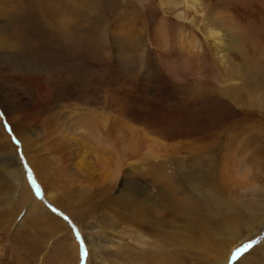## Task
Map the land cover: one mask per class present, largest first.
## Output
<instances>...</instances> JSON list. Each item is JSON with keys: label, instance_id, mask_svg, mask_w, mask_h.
Returning a JSON list of instances; mask_svg holds the SVG:
<instances>
[{"label": "rangeland", "instance_id": "obj_1", "mask_svg": "<svg viewBox=\"0 0 264 264\" xmlns=\"http://www.w3.org/2000/svg\"><path fill=\"white\" fill-rule=\"evenodd\" d=\"M203 1H211L213 11H222L226 22H231L229 18L232 17L237 26H242L241 46L231 43L229 33L222 36V39H206L194 25H184L185 23L173 17L164 19L160 11L161 0H109L95 2L97 4L88 3V0H70L61 6L64 8L59 11L56 26L37 21V24L27 27L28 29H19V26L9 20L5 12L10 11V6L0 0V33L7 43L5 49L0 48V148L5 142L4 134L15 147L9 154L0 149V218L5 215L8 220L9 215H13L9 220L10 234L15 229L22 236L29 232L28 235L33 236L34 242L41 240L43 243V248L32 255L27 249L30 243L24 244L19 239L17 244L0 230V264H89L87 237L90 240L92 238L95 245L100 247L99 255L94 254L92 257L97 259V264H101V260L103 264H143L145 255L156 250L161 251L158 252L159 256L161 253L166 254L161 256L169 260V264H199L201 261L205 247L196 244L197 240H177V250L172 245L164 247L162 243H157L155 235L159 234L150 233L153 227L150 229L147 224L145 226L149 230H141L136 225L113 224L110 208L89 214L76 196L75 199L70 198L73 201L69 202L61 194L63 182L64 186L68 183L70 191L75 192V189L81 187L72 185L58 164L53 168L56 174L61 175L60 188L52 191L53 198L66 210L56 208L57 205L49 201L36 178L30 158H38L37 164L40 162V165L46 159L49 152L47 154L42 146L40 148L38 144H34L38 139L43 144L47 134L46 122L50 115L66 111V108L74 111L73 118L78 126L81 124V131L87 132L88 136L98 138L109 131L118 135L122 133V126L139 129L146 135L147 145L143 143L142 149L146 156L142 159L146 161L138 158L128 160L115 180L110 195L116 196L124 188L125 180L144 182L145 178L149 179L152 183L146 184L155 185L153 196L157 195L155 197L159 201V208L156 205L149 215L163 221L167 218V225L174 221L176 230L184 227L185 216L176 212L167 198H185L215 208L214 201L211 203L205 199L207 202L202 203L196 189L188 188L189 183L183 182V175L197 172L198 167L201 169L198 162L204 164L201 179L207 178L206 180L213 182L216 180L221 192L224 186V196H230L227 198L229 203L234 200L245 206L262 204L264 88L253 93L243 88L246 98L244 103L239 104L230 101L223 92L242 84V78L239 77L243 67L241 65L258 71L264 70V0ZM64 30H69L68 34ZM192 30L200 32L199 39L206 50L204 55L189 44L187 34ZM16 32L21 35L20 42L13 40L15 38L12 34ZM213 41L218 44L223 42L222 46L227 45L228 49L224 47L223 53L216 55ZM239 47H242V53L239 52ZM223 54L225 58L222 60ZM88 113L94 120L90 117L85 120V124L83 120ZM78 118L81 120L77 122ZM96 119L100 120L99 131L92 129L95 128L93 124ZM232 132L238 137V143H235L237 146H227L231 143L229 138L232 137ZM254 136L258 138V143ZM22 137L24 143L20 140ZM175 148L181 151L177 153ZM160 149L168 152L169 156ZM204 149L209 157L201 158L198 152ZM176 157L179 158L178 161L174 160ZM226 159L231 168L236 165L237 169L231 173L226 169L225 172L222 167ZM7 160L17 161L33 197L42 205L41 210H31L30 204L25 206L28 199L23 201L21 198V190L11 175ZM164 160L169 162L165 165V170L161 162ZM129 163H134L133 167L136 165V173L127 170ZM156 165L160 168L155 167ZM46 170L47 167L43 166L40 171L46 176L45 182L48 178ZM161 170L181 181L184 188L181 189L182 184L179 182L176 184L180 188H174L175 192L164 190L160 183L155 182V174ZM160 186L163 191L159 190ZM206 191L204 194H209ZM28 196L30 200L31 196ZM209 197L211 200V196ZM240 207L243 208L241 205ZM245 213L242 210L238 216L248 219L250 215ZM101 218L110 220L104 225L105 228L101 225ZM258 228L256 238L233 250L236 251L229 264L237 263L243 256L254 251L255 247L257 249L259 245H264V224ZM106 230L110 238L106 236ZM139 230H144L141 233L146 237H138L136 233ZM169 230L166 227L164 232ZM194 230L198 240L205 236L198 229ZM70 237H73L75 244L71 245ZM70 245L77 247L72 248ZM162 246L167 250L163 252ZM115 248L121 254L117 260L113 253Z\"/></svg>", "mask_w": 264, "mask_h": 264}, {"label": "bare ground", "instance_id": "obj_2", "mask_svg": "<svg viewBox=\"0 0 264 264\" xmlns=\"http://www.w3.org/2000/svg\"><path fill=\"white\" fill-rule=\"evenodd\" d=\"M69 1L70 0H3V2H4L3 4H7L8 6H10L9 7L10 11L5 12V14L9 18V20L12 21V23L14 22L13 24H16V26H19V29H21L22 27L24 29H28V28H31L33 25L37 24L36 23L37 21H41V22H43V24L48 25V26H56V23H58L57 17H58L59 11H61L64 8V6H63V8L61 6L64 5L65 3L69 2ZM98 1L99 2H106V1L109 2V0H88V3L91 2V3L97 4L95 2H98ZM160 4H161L160 11L162 13V16L165 17L164 19H167V18L170 19L171 17H173L174 19L180 20L182 23H185L184 25H186V24L187 25H194L195 28L197 27L202 32V35H204V37H206V39H208V38H213L214 40L222 39L221 38L222 36H225L226 34L229 33L228 37H229V40L231 41V43L235 46H239V45L241 46L242 35H243L241 33L243 31L242 26H240V25L237 26V22L234 23V21L231 19L232 17L229 18V21H231V22H226V18H225L226 16L222 15L223 14L222 11H216V10L213 11L211 9V4H212L211 1L208 3V2H205L203 0H161ZM217 7H216V9H217ZM1 8H2V6H1ZM4 8H6V7H4ZM220 10H222V9H220ZM2 13H4V11H2ZM180 28H182V27H180ZM68 31L69 30H64V32L66 34H68ZM18 32H20V31H18ZM18 32L13 33L12 36L15 38V39H13L14 41L20 42L19 40H21V39H19V36L21 37V35H19ZM197 33L195 30L188 32L187 35H188V39L190 41V43L189 42L188 43L191 46H193V48H197L199 51H201L202 54L204 55V53H205L204 51H206V50H204L205 48L199 39V33L200 32L198 34ZM185 39H187V37ZM222 43L218 44V43L214 42L215 46H214L213 51H215L214 53L216 55H219V53H223L224 47L227 46V45L222 46ZM5 44H7L5 41V38L3 39V35L0 33V48L5 49V47H4ZM241 48L239 49L240 53H242V51H243ZM199 51H198V53L200 55L201 53ZM221 58L223 60V58H225V55L223 54L221 56ZM241 66H243V67H241L239 77L242 78L241 79L242 84L240 83L241 85L237 86V88H235L233 90H227V91L223 92L225 94V96L230 101L234 102L235 104L245 102L246 96H245V92L243 91V88H246L245 90L248 92H251V93H253V91H255V90H259L261 88H264V70L258 71L257 69L255 70V68L250 69V66H247V65H241ZM183 67H185V65ZM171 68H172V66H171ZM173 70H175V68H173ZM228 70H230V69H228ZM250 72H251V74H250ZM252 72H254V73L252 74ZM260 73L262 75H260ZM227 75H229V74H227ZM230 78L233 79V76L230 75ZM236 83H238V82H236ZM186 87H188V86H186ZM232 88H233V86H232ZM189 92H191V91H189ZM232 102H230V103H232ZM65 110L66 111L54 112L52 115H50L49 120L46 122V127H47L46 133L47 134H46V138H45L43 144H41L40 139H38V141L35 142V144H34V145L38 144V146L40 148L42 146V148L45 149L47 154L49 152V154L46 155L47 156L46 159H43V160L41 159L42 160L41 165L47 167V170H46V172L48 173L47 174V177H48L47 182H45L46 176H44L40 172L41 168L43 166L40 165V162L38 163L39 165L37 164L38 158L33 159L34 158L33 156L30 158V161H31L30 163L32 165L33 170L35 171L34 173L36 174V178L39 181L40 186L43 187L42 188L43 192H45V194L48 196L49 201L54 203V205H57V206H55L56 208L60 207L61 209L66 210V208L61 206V204L59 206L58 203L56 202V200H54V198H53L54 193L52 191L56 188L57 189L60 188L59 183L61 181V179H60L61 175L58 173L56 174V172H55L56 170H55V168H53L55 165L58 164V166H61V169H62L61 172L66 174L68 179H70V183L72 185L77 184V186L79 185L81 187V188L78 187L77 189H75V192L70 191V189L68 188L69 187L68 183H66V185L64 186V182H63V184L61 185L62 186L61 187L62 188L61 194L66 196L68 198L67 200H69V202L73 201L70 198L75 199V196H76L77 198H79V200H81V206L84 209H86L87 211H89V214H90V212L99 211L100 209H103V208L104 209L110 208L112 210L113 224L122 223V226H124L125 224L136 225L141 230L145 229L146 228L145 225L147 224V226H150V229H151V227H153L152 230L149 231L150 233H152L153 235L159 234V235H155L157 237V243H159V242H160V244L162 243V245H164V247H167L166 245H168V246L172 245V246L176 247V250H177L178 245H175L177 243V240H185V241L188 240V242H193L194 240H197L196 244L202 245L205 247L204 252L201 255V261L199 264H212V262H213V264H229L231 259H233V254L235 253V251L237 250V248L239 247L240 244H243L245 242H249L250 240H252L258 236V233H259L258 227H261L264 224V192H263L264 189L262 191L263 192L262 195L260 196L262 199L261 205L255 206L252 203L249 206H245V205H242V204H240L234 200H231L229 203V201H227V198L230 196H228L227 198L224 196V193H226L225 192L226 189L224 186L222 188L223 191L221 192V189L219 187L220 185L217 184L216 180H215V182H213V181H209V179L206 180L207 178L203 179V180L201 179V175H202L201 173L204 170L203 169L204 164L201 162H198V164L201 165V169H200V167H198L197 172H194L193 174L187 173L186 175H183L184 176L183 182L185 181L186 183H189L188 188L196 189L198 197L201 198L202 203H205L207 201H210V202L214 201L215 208L212 209V207L210 205L208 207L203 206V204H200L199 202L191 201V200L189 201L185 198L184 199H182V198L181 199H179V198L174 199L172 197L167 198L168 201L170 200V205L176 210V212H179L181 215L185 216V225L182 229L176 230L177 226L174 227V221H173V223L169 222V225H167L166 224L167 218H165L166 221H163L160 218H153V217H151V215H149V214H152V210H153L152 208L156 207L157 202H159V201L156 200L157 198L155 196H157V195L153 196V193H154L153 190L155 189V185L151 184L152 185V186L150 185L151 187L149 185H147L146 184L147 182L148 183H152V182L149 181V179L147 180L145 177H144L145 178L144 182L142 180L139 181V180H135V179L125 180L124 188H122L116 196L112 197V195H110V193L113 189L115 180L118 178L119 173L122 172L123 166L126 164V162L130 159H137V158L140 161L145 160V159H142V157H146L142 153V149L144 148L143 143H145L147 145L146 135L142 134V131H138L139 129L134 130V129L128 128L126 126H122L121 127L122 133L118 134L119 136L116 135L115 132L113 133L111 131H109L107 133L104 132V135L102 137L99 136L98 138H95L92 135L88 136L87 132L81 131V129H82L81 124H79V126H78L75 119L73 118L74 111H68L67 108ZM68 116H71V119H68ZM86 117H85L86 119L83 120L84 122H85V120H89L91 116L88 113ZM113 117H116V116H113ZM91 119L94 120L92 117H91ZM62 120H64V121H62ZM80 120L81 119L78 118L77 122ZM101 120H103V119H101ZM99 121L98 120L96 122L94 121L95 123L93 125L96 128V129L92 128L94 131H97V130L99 131V129H100L99 128V124H100ZM101 123H103V122H101ZM114 123H116V121H114ZM85 124H86V122H85ZM90 124H92V123H90ZM93 125H92V127H93ZM119 126H121V125H119ZM102 127H103V124H102ZM104 127H106V126H104ZM101 129H103V128H101ZM106 129H108V128H106ZM119 129H120V127H119ZM112 130H114V129H112ZM241 130H242V128H241ZM94 135H96V134H94ZM235 135H236V133H233L232 137L229 138V140H231V143L227 144V146L228 145L229 146L236 145L235 143H238V137ZM254 138L256 139V142L258 143V138L256 136H254ZM4 139H5V142L3 143V145L1 144L0 149L3 153L9 154V152H13L15 150V147L12 146L11 143L8 141V136L6 134H4ZM20 140L22 141V143H24V137L20 138ZM150 140L152 142H154L153 139H150ZM30 146L31 145H29V147ZM201 147H203V146H201ZM205 148H207V146H205ZM157 151H159V149ZM161 151L165 152V150H161ZM179 151H181V150L180 149L176 150V148H175V152L179 153ZM205 151H207V150L204 149V150H201V152L200 151L198 152V154L201 158H202V156H206V157L208 156L207 154H205V153H207ZM231 153H232V151H231ZM165 154H166V156H169L168 152L167 153L165 152ZM158 155H160V154H158ZM236 155H237V153H236ZM196 158H198V157H196ZM178 159L179 158L176 157L174 160L178 161ZM227 159H226L225 165L222 167V169L224 168L225 172H227L226 171V169H227L228 172L231 173L232 170L237 169V166L233 165V168H231L229 166V162ZM7 161L9 163L8 168L11 172V175H12L15 183L19 186V190H21L20 191L21 192V198L23 199V201L25 199H28L25 206L27 204H30L29 206L31 207V210H33V211L34 210H41L42 205L39 203L40 201L36 200L33 197L32 192H31V188L29 187V183L27 182L25 176L22 174L21 169L18 168L17 161L16 160H12V161L7 160ZM39 161H40V159H39ZM161 162H163L164 166L162 168L165 170V165H167L169 162H168V160L167 161L164 160ZM133 165H134V163H129L127 165V170L133 171V173H136V171H135L136 165H135V167H133ZM194 166H196V165H194ZM155 167H158V166L156 165ZM228 167H230V168H228ZM158 168H160V167H158ZM183 168H184V166H183ZM195 171H196V169H195ZM43 173H45V172H43ZM143 174L146 175V173H144V171H143ZM155 175H156L155 182H157L158 184L160 183V185L166 191L172 190V192H175V189L180 188V185L176 184L179 182L182 184L181 189L184 188L183 183L181 181H179L178 179H175V178H171L170 175H166L164 173V171H162V170L159 171L158 173H156ZM226 175H228V174H226ZM205 180L207 182H205ZM190 182H191L192 186L190 185ZM206 183L208 184V186ZM262 185H263V183H262ZM161 186H160V189L159 188L158 189L163 191ZM202 189H203V192L201 191ZM206 189L208 191H206ZM205 191L208 192L209 194H204ZM188 194H190V193H188ZM28 195L31 196V198H30L31 201L29 200ZM209 196H211V198H212L211 200H210ZM22 205H24V204H22ZM240 205L243 206V208L240 207ZM160 206H162V205H160ZM157 207H158V205H157ZM239 207L244 212H246L248 215H250L248 217V219H244L243 217L238 216V213L242 211L241 209H239ZM43 210H45V209H43ZM171 210H172V208H171ZM209 213H210V217H209ZM12 216L9 215L8 220L5 219V217H6L5 215L0 218V223H1L0 224L1 225L0 230L3 233H6V236L10 237L11 240H14V242H17V244H19V242H18L19 239H22L24 244L30 243L27 245V249H28L30 254L34 255L35 253L39 252L43 248V243L40 242L41 240L39 242H34L33 236L28 235V234H30L29 232H26V234L22 236L21 234H19L18 230L15 229L14 233L10 234V232H9V226H10L9 220L12 218ZM157 216L159 217V215H157ZM157 216H155V217H157ZM74 218H76V217L74 216ZM149 218H151L152 220L150 219L151 220L150 221ZM186 218H187V220H186ZM109 221L102 219L100 222H101V225L105 228L104 225L107 224V222H109ZM168 221H169V218H168ZM148 223H151L152 226L149 225ZM191 226L196 227L194 229H198L205 236L198 240L196 237V232L194 229L191 228ZM99 227H101V226H99ZM166 227L170 228L169 232H164ZM241 227H242V229H241ZM108 228H111V227H108ZM134 228H136V227H134ZM147 229L149 230V228H146L145 230H147ZM113 230H114V228H113ZM141 230H139L140 232L136 233V235L140 238L146 237L141 233V232H144V230L143 231H141ZM112 232H114V231H112ZM146 233H147V231H146ZM24 236H26V237H24ZM106 236L109 237L107 234V230H106ZM111 237H113V236H111ZM29 238H30V241H29ZM87 238H88L87 244H88L89 249H90V256H89V262L88 263L89 264H93V263L97 264V259H94L92 257H94V254L99 255V253H98L99 249L98 248H100V247H99V245H95V242H93L94 240L92 238H91V240L89 237H87ZM70 241H71V245L75 244V242H73V237H70ZM182 245H183V243H182ZM71 247L75 248L77 246L74 245ZM164 247L162 248L163 252L165 250ZM101 248H103V246ZM104 248H105V245H104ZM235 248H236V250L233 252V250ZM166 250H167V248H166ZM74 251H76V250H74ZM156 252H157V250L154 253L146 254L145 255V261L143 262V264H165V263L169 264V260L167 261V260H165L166 258L161 256V255L166 256V254L161 253L159 256V254H158L159 251L157 253ZM113 253H114L116 260L119 258V255H121L119 253V250H117V249L115 251H113ZM172 254H173V252H172ZM256 255H259V257H257ZM142 258L144 259V254L142 255ZM170 258L172 259V257H170ZM98 264H100V263H98ZM101 264H103L102 260H101ZM235 264H264V245H262V244L259 245L257 247V249L255 247L254 251H251L248 255L243 256L242 259H240Z\"/></svg>", "mask_w": 264, "mask_h": 264}, {"label": "snow or ice", "instance_id": "obj_3", "mask_svg": "<svg viewBox=\"0 0 264 264\" xmlns=\"http://www.w3.org/2000/svg\"><path fill=\"white\" fill-rule=\"evenodd\" d=\"M37 193H39V188H37ZM85 255H87V253L85 252Z\"/></svg>", "mask_w": 264, "mask_h": 264}]
</instances>
